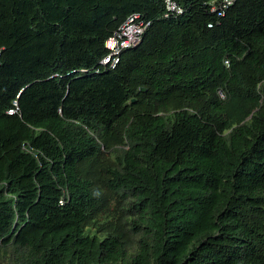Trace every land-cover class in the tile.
Segmentation results:
<instances>
[{"label":"trees","instance_id":"1","mask_svg":"<svg viewBox=\"0 0 264 264\" xmlns=\"http://www.w3.org/2000/svg\"><path fill=\"white\" fill-rule=\"evenodd\" d=\"M171 1L0 0V264H264V0Z\"/></svg>","mask_w":264,"mask_h":264},{"label":"built area","instance_id":"2","mask_svg":"<svg viewBox=\"0 0 264 264\" xmlns=\"http://www.w3.org/2000/svg\"><path fill=\"white\" fill-rule=\"evenodd\" d=\"M232 1L223 0L218 7L213 6L211 11L222 12V9L230 5ZM181 13L182 9L179 5L171 0H165V18L177 16ZM149 25L150 22L146 21L140 14L129 15L117 31L105 41L104 47L107 50V55L102 59L101 64H109L111 67L118 64L121 53L126 49L136 47Z\"/></svg>","mask_w":264,"mask_h":264},{"label":"water","instance_id":"3","mask_svg":"<svg viewBox=\"0 0 264 264\" xmlns=\"http://www.w3.org/2000/svg\"><path fill=\"white\" fill-rule=\"evenodd\" d=\"M140 91H141V92H144V91H145V89H143V88H142Z\"/></svg>","mask_w":264,"mask_h":264}]
</instances>
